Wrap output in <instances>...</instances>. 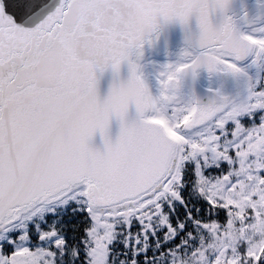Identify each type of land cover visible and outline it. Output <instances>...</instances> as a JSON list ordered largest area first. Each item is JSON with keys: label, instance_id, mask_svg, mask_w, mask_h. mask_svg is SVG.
Listing matches in <instances>:
<instances>
[{"label": "snow or ice", "instance_id": "1", "mask_svg": "<svg viewBox=\"0 0 264 264\" xmlns=\"http://www.w3.org/2000/svg\"><path fill=\"white\" fill-rule=\"evenodd\" d=\"M203 0H152L179 9L184 23ZM126 6L143 12L145 0H60L32 28L18 25L44 8V0H0V264H264V84L233 108L211 105L157 109L143 123H125L129 98L137 113L155 107L131 64L130 79L96 100L95 65L81 59L82 26L113 17ZM143 20L150 24L144 14ZM203 55L241 72L225 37L197 17ZM227 30V26H226ZM129 40L139 39L133 32ZM244 39L264 53V37ZM90 47L101 49L98 40ZM102 54V52H97ZM123 51H111L119 70ZM189 55V53H185ZM195 59L178 73L195 72ZM167 98V97H166ZM121 119L115 142L110 117ZM203 131L189 136L186 131ZM99 131L105 150L89 145ZM238 231V248L229 245ZM213 244L205 245L204 237ZM251 236V239H249ZM213 251H209V248Z\"/></svg>", "mask_w": 264, "mask_h": 264}, {"label": "water", "instance_id": "2", "mask_svg": "<svg viewBox=\"0 0 264 264\" xmlns=\"http://www.w3.org/2000/svg\"><path fill=\"white\" fill-rule=\"evenodd\" d=\"M148 5L143 12L132 6H126L121 10L117 11L113 17L95 22L91 26L90 31L84 32V37H86L88 43L82 53H77L81 59L90 60L94 63L95 69L94 74L97 78L96 85V100L97 103L103 106L109 100L110 93L113 88H120L122 85L126 84L129 80L131 64L136 65V58L140 51L151 45L152 38H156V46L158 53L160 55H174L177 52H181L187 46L186 44V34L191 31L192 33H197L199 31L197 14L193 12L186 26L179 19L163 20L161 17H157V27L154 31L145 33L143 36H139L141 29L148 25L143 20L144 14L149 17L150 23L152 20L162 11L164 8L156 6L152 3V0H145ZM60 0H44V8L41 12L35 16L26 18L23 21L16 20L18 25L26 28L35 27L39 24L47 15L53 12L57 6H59ZM247 13V17H245ZM227 14L231 15L237 25L241 30V25L248 22H262L264 20V0H230L229 7L227 9ZM224 12L220 9L212 11L210 9V20L214 25H219L223 19ZM247 24L245 30L252 34V30L260 29ZM253 28V29H252ZM242 31V30H241ZM133 32L135 36L139 39L129 40L128 33ZM98 40L101 42V49H93L90 47V41ZM155 48L152 44L150 49ZM113 49H120L123 51L119 64V70L116 71L111 66V51ZM102 52V54H97V52ZM198 51V49H197ZM251 53L242 58L239 61H245L250 57ZM179 56V55H177ZM158 57L155 50H145L137 59L138 73L147 88L150 96L151 93L139 71L140 59L141 58H152ZM255 58V56L253 57ZM207 69V67H199L192 72L191 70L185 71L183 75L184 82L190 87V89L195 94L197 101H211L216 102L221 100L223 97L214 93L209 88L204 87L198 78V69ZM214 71V70H212ZM137 73V74H138ZM232 82V91L234 97L232 101H238L241 97L247 85L243 77L238 75H233L229 73ZM204 82V75L201 76ZM244 88V89H243ZM237 95V96H236ZM137 98L131 97L128 101V110L124 117L125 123H131L138 117L137 109ZM206 106L211 105L213 107L224 105L223 103L216 104H204ZM148 115V110L145 113ZM121 130V119L120 117L113 115L110 117L109 125L107 129L108 138L115 142L120 134ZM89 145L94 150H99L103 152L105 150L104 138L101 136L100 132L97 131L89 139Z\"/></svg>", "mask_w": 264, "mask_h": 264}, {"label": "clouds", "instance_id": "3", "mask_svg": "<svg viewBox=\"0 0 264 264\" xmlns=\"http://www.w3.org/2000/svg\"><path fill=\"white\" fill-rule=\"evenodd\" d=\"M230 0H203L201 4H198L196 6V9L192 11L197 14V17L203 13L207 16V18L210 20V9L212 11H215L216 9H220L224 12L223 19L219 25H214L211 22L212 30L214 34L218 37H225L227 38L230 47H231V54L236 55L239 54L241 57H246L250 53L254 52L256 49L244 39L245 33L241 31L233 17L231 15L227 14V9L229 7ZM191 13V14H192ZM190 14V15H191ZM180 10L179 9H170V8H164L160 13L152 20L150 24L143 27L139 33V36H143L145 33L152 32L156 29L158 21L157 17H161L163 20H170V19H179ZM185 20L184 24L187 26L189 17ZM245 17H247V13H245ZM211 21V20H210ZM95 23V21H90L87 24L82 26V32L90 31L91 26ZM227 26V30H226ZM199 31L197 33H192L189 31L186 34V44L187 46L182 51L181 55L184 59H195L198 64H200V67H207L208 63L210 62L209 58L202 53V49L204 48V41L201 37V28L198 23ZM88 41L86 37L82 36L79 38L74 47L76 53H82L87 45ZM198 49V51H197ZM185 53H189V55H185ZM214 64V71L224 69L222 65H219L218 63L211 61ZM226 73H231L233 75H238L237 73L224 69ZM185 73L181 72L178 73V76L182 77ZM130 79V75H129ZM232 98L230 96H225L222 98L221 103L223 104H229L232 103ZM149 108L144 107L142 113H138V117L136 120L132 121V124L140 125L143 123V119L147 117L145 113L147 112ZM249 239H251V236H249ZM228 243L233 248H238L241 243V236L238 231H233L232 236L228 239Z\"/></svg>", "mask_w": 264, "mask_h": 264}, {"label": "rangeland", "instance_id": "4", "mask_svg": "<svg viewBox=\"0 0 264 264\" xmlns=\"http://www.w3.org/2000/svg\"><path fill=\"white\" fill-rule=\"evenodd\" d=\"M252 34L264 37V23L260 25V29L252 30ZM171 60H158L156 58H153L145 66L144 77L151 93V98L155 102V107H152V115L157 114V109L161 110L164 113H170L173 107H186L195 105L191 99V94L187 92V89L184 88L181 80L177 79L176 81L172 82L167 88H165L164 84L162 83L166 79L161 78V76H163L162 72H165L166 74V72L168 73L169 71L174 70L178 65L184 63V61L180 59ZM263 62L264 53H261L258 56L256 52L255 58H253L244 67L240 66L242 71L235 73H237L238 76L244 78L247 88L238 99V101L217 106V108L230 109L246 104L248 102L250 92L256 91V84H260L263 79L264 74H262V72L264 73V69L262 71L260 67H258ZM262 67L264 68V63L262 64ZM224 73L226 74L225 77L222 76V74ZM222 74L218 77L204 75V83L210 84L213 87H220V89L223 86L226 93L233 92L229 73H226L224 71ZM199 106L206 105L202 104ZM200 131H203V129L199 127H192L186 131V134L189 136H195V134Z\"/></svg>", "mask_w": 264, "mask_h": 264}, {"label": "bare ground", "instance_id": "5", "mask_svg": "<svg viewBox=\"0 0 264 264\" xmlns=\"http://www.w3.org/2000/svg\"><path fill=\"white\" fill-rule=\"evenodd\" d=\"M153 58H155V57H152V58H141L140 59V67H139V71H140V73H141V75H142V77H143V79H144V81H145V83H146V80H145V77H144V70H145V66L153 59ZM157 58H159V59H165V57H157ZM176 58L177 59H180V56H176ZM182 58V57H181ZM188 60V59H187ZM146 85H147V83H146ZM147 87H148V85H147ZM149 89V88H148Z\"/></svg>", "mask_w": 264, "mask_h": 264}, {"label": "trees", "instance_id": "6", "mask_svg": "<svg viewBox=\"0 0 264 264\" xmlns=\"http://www.w3.org/2000/svg\"><path fill=\"white\" fill-rule=\"evenodd\" d=\"M212 241V238L211 237H209L208 238V240L206 241V242H204L205 243V245L207 244V245H210V244H213V242H211ZM211 248V247H210ZM213 250V248H211V251ZM210 251V252H211ZM194 260L193 259H189V258H185V264H191V262H193ZM196 264H199V262H197Z\"/></svg>", "mask_w": 264, "mask_h": 264}]
</instances>
